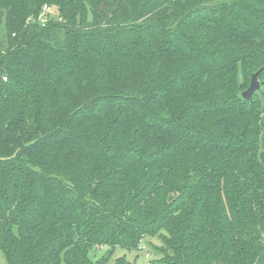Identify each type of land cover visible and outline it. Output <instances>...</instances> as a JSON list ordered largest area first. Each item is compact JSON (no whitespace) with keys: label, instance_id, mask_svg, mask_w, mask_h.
I'll use <instances>...</instances> for the list:
<instances>
[{"label":"trees","instance_id":"trees-1","mask_svg":"<svg viewBox=\"0 0 264 264\" xmlns=\"http://www.w3.org/2000/svg\"><path fill=\"white\" fill-rule=\"evenodd\" d=\"M148 237L152 264H264V0H0L8 263Z\"/></svg>","mask_w":264,"mask_h":264},{"label":"rangeland","instance_id":"rangeland-1","mask_svg":"<svg viewBox=\"0 0 264 264\" xmlns=\"http://www.w3.org/2000/svg\"><path fill=\"white\" fill-rule=\"evenodd\" d=\"M51 19L58 20L59 22H63L60 10L56 6L50 7V9H48L47 11H45L43 8L42 13L39 15V21L42 23H46ZM161 246L162 243L158 238H150V237L145 238L141 247L137 251H128L119 248L114 254L113 258L110 260L109 264H113L116 258L122 256H126L128 260L132 262H136L137 264H152L153 262L160 259L161 254L159 248ZM105 252L106 250H102L100 249V247L96 246L91 250V257L99 258L102 255H104ZM0 264H9L4 252L1 249H0Z\"/></svg>","mask_w":264,"mask_h":264},{"label":"water","instance_id":"water-1","mask_svg":"<svg viewBox=\"0 0 264 264\" xmlns=\"http://www.w3.org/2000/svg\"><path fill=\"white\" fill-rule=\"evenodd\" d=\"M104 4H102L101 10H103ZM261 70L252 75L250 86L243 92L242 97L245 100H250L253 95L260 91L263 83L260 81Z\"/></svg>","mask_w":264,"mask_h":264},{"label":"built area","instance_id":"built-area-1","mask_svg":"<svg viewBox=\"0 0 264 264\" xmlns=\"http://www.w3.org/2000/svg\"><path fill=\"white\" fill-rule=\"evenodd\" d=\"M48 9H50V7L46 5V6L44 7V10L47 11Z\"/></svg>","mask_w":264,"mask_h":264}]
</instances>
